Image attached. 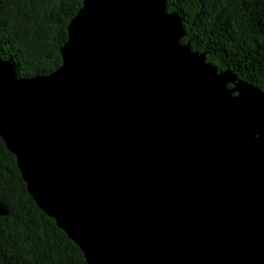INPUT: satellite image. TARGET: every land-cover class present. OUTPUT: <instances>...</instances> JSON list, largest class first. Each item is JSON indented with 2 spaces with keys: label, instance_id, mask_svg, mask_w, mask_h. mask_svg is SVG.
Returning a JSON list of instances; mask_svg holds the SVG:
<instances>
[{
  "label": "water",
  "instance_id": "obj_1",
  "mask_svg": "<svg viewBox=\"0 0 264 264\" xmlns=\"http://www.w3.org/2000/svg\"><path fill=\"white\" fill-rule=\"evenodd\" d=\"M167 9L84 0L58 69L0 57V135L88 264H264V89Z\"/></svg>",
  "mask_w": 264,
  "mask_h": 264
},
{
  "label": "trees",
  "instance_id": "obj_2",
  "mask_svg": "<svg viewBox=\"0 0 264 264\" xmlns=\"http://www.w3.org/2000/svg\"><path fill=\"white\" fill-rule=\"evenodd\" d=\"M84 0H0V57L19 77L49 74L63 64L69 24ZM180 15L187 43L264 89V0H167ZM173 7V8H171ZM193 49V50H195ZM215 62V63H214ZM0 264H88L84 252L38 206L17 155L0 135Z\"/></svg>",
  "mask_w": 264,
  "mask_h": 264
},
{
  "label": "rangeland",
  "instance_id": "obj_3",
  "mask_svg": "<svg viewBox=\"0 0 264 264\" xmlns=\"http://www.w3.org/2000/svg\"><path fill=\"white\" fill-rule=\"evenodd\" d=\"M171 8H173V7H171ZM182 20V19H181ZM183 22V21H182ZM186 36H187V32H186V34L184 35V37L182 38L183 39V41H184V39H186ZM182 39H181V42H182ZM190 42H193L192 40H190ZM182 43H184V42H182ZM188 43V42H187ZM192 46V45H191ZM193 48V47H192ZM193 49H195V48H193ZM195 50H197V49H195ZM201 53V52H200ZM207 62H209L208 60H206ZM215 63V62H214ZM234 72V71H233ZM235 73V72H234ZM50 74V73H49ZM48 74V75H49ZM236 74V73H235ZM45 75V74H44ZM237 75V74H236ZM40 76H43V75H40ZM238 76V78L240 79V80H243V81H246V80H244L243 78H241L239 75H237ZM247 83H249V84H252V85H255V84H253V83H251V82H249V81H246ZM233 85L231 84V83H229L228 84V87L229 88H231ZM1 215V214H0Z\"/></svg>",
  "mask_w": 264,
  "mask_h": 264
}]
</instances>
